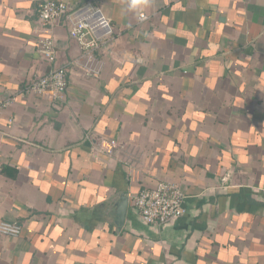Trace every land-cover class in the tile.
Segmentation results:
<instances>
[{"label":"crops","instance_id":"crops-1","mask_svg":"<svg viewBox=\"0 0 264 264\" xmlns=\"http://www.w3.org/2000/svg\"><path fill=\"white\" fill-rule=\"evenodd\" d=\"M41 1L0 0V264H264V0H57L110 19L89 55ZM55 67L62 97L24 94ZM159 180L161 226L129 198Z\"/></svg>","mask_w":264,"mask_h":264},{"label":"built area","instance_id":"built-area-1","mask_svg":"<svg viewBox=\"0 0 264 264\" xmlns=\"http://www.w3.org/2000/svg\"><path fill=\"white\" fill-rule=\"evenodd\" d=\"M60 17H64L70 38L86 55L105 45L114 35L110 19L103 10L93 3L71 6L64 1L43 0L38 5V18L43 25L52 26ZM147 15L139 14L144 21ZM38 51L46 59L55 58L54 41L49 37L40 39ZM140 61L139 58L136 59ZM67 79L63 67H55L47 73L37 76L24 88V94L49 93L52 99L62 97L67 89ZM9 101H0V113L9 105ZM132 206L142 220L150 225H165L179 219L183 213L185 194L178 184L159 180L154 187L143 188L129 194ZM21 227L16 223L0 221V234L18 236Z\"/></svg>","mask_w":264,"mask_h":264},{"label":"water","instance_id":"water-1","mask_svg":"<svg viewBox=\"0 0 264 264\" xmlns=\"http://www.w3.org/2000/svg\"><path fill=\"white\" fill-rule=\"evenodd\" d=\"M126 203H127V199L124 198V200L122 199V202L119 205V208L117 210V223L122 225L123 224V219L125 216V211H126Z\"/></svg>","mask_w":264,"mask_h":264},{"label":"clouds","instance_id":"clouds-1","mask_svg":"<svg viewBox=\"0 0 264 264\" xmlns=\"http://www.w3.org/2000/svg\"><path fill=\"white\" fill-rule=\"evenodd\" d=\"M133 7H135V3L133 4Z\"/></svg>","mask_w":264,"mask_h":264}]
</instances>
